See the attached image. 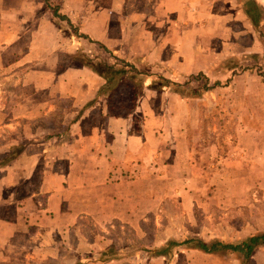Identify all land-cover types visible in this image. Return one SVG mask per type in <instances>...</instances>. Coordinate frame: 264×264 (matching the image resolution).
<instances>
[{"label":"rangeland","instance_id":"374dc122","mask_svg":"<svg viewBox=\"0 0 264 264\" xmlns=\"http://www.w3.org/2000/svg\"><path fill=\"white\" fill-rule=\"evenodd\" d=\"M117 1L69 0V7L66 0H0V147L6 139L25 141L26 156L36 153V171L38 167L41 172L50 170L53 158L58 160L53 169L64 170L62 162L80 155V134L75 136L71 128L84 111L90 110L94 128H100L104 114L131 115L150 90V105L157 113L167 108V94L186 101L187 106L182 103L175 117L186 120L185 128H198L189 137L191 171L185 174L183 190L161 189L157 193L167 195L155 198L153 205L139 198L129 221L87 216L68 221L72 226L63 228V222L54 221L49 212L20 216L11 229L10 264H239L237 256L208 255L185 246L174 247L163 256L153 251L169 241L238 243L264 232V83L257 71L264 75V65H256L252 58L263 57L264 23L257 29L246 18L248 0H149L154 10L159 6L173 9L175 3L182 13L181 24L187 23V36L199 31L201 21L194 20L197 10L217 16L206 36L212 34L213 45L228 55L204 71L185 73L190 68L148 64L143 55L129 58L126 53H113L126 61L138 59L140 71L146 73L126 71L118 79L116 71H125L122 65L99 45L76 38L65 21L53 18L48 7H57L79 32L96 40L118 35L122 24L128 35L131 22L107 18V12L104 17L107 6ZM254 1L264 14V0ZM121 4L127 16L132 0ZM175 14L162 17L154 30L166 33L173 29ZM209 41L210 37L205 41L207 47ZM228 58L236 59L234 69L219 64ZM88 60L96 68L113 66L108 84L86 66ZM205 79L209 86L215 82L218 86L204 90ZM101 87L103 92L84 106L74 103L77 96H91ZM133 117V126L138 128L140 119L137 114ZM164 118L162 127L169 124ZM5 124L10 125L9 133L1 130L7 128ZM33 142L35 146L29 145ZM37 154L41 165H37ZM248 264H264V248Z\"/></svg>","mask_w":264,"mask_h":264},{"label":"crops","instance_id":"0c3cea01","mask_svg":"<svg viewBox=\"0 0 264 264\" xmlns=\"http://www.w3.org/2000/svg\"><path fill=\"white\" fill-rule=\"evenodd\" d=\"M66 1L68 6L71 5L69 0ZM259 2L262 3L263 0ZM121 3L122 0H119L114 2V6L108 5L104 17L107 12V18L113 17L111 19L121 23L131 22L130 34L127 35L122 24L117 29L121 33L107 39L95 40L89 35L113 53H126L125 57L129 58L143 55L148 64L157 62L190 68L185 73L204 71L218 59L228 55L213 45L212 34L206 36L208 28L213 21H218V17L201 8L194 14V20L201 21L197 25L199 31L195 36H187V23L184 26L181 24L182 13L175 3L172 5L173 9L159 6L154 10V5L149 0H132V10L127 16L121 11ZM172 13H177L173 16L175 19H171L173 29L166 26L169 28L166 33L154 30L156 22ZM133 22H139V25L135 27ZM208 37L210 45L207 47L205 41ZM174 57L184 61L174 60ZM152 94L150 90L144 92L143 100L131 115L104 114L103 126L100 128H94L90 110L84 111L79 122L75 123V128H71L74 129L75 136L80 134V155L62 162L64 170L53 169V163L58 161L53 158L50 160L53 161L50 170L45 168L41 172L38 167L36 171V153L31 157L26 156L25 141H1L0 264L11 263L10 253L7 252L12 241L11 229L16 227L20 216L27 218L32 211L49 212V217L54 218V221L63 222V228L72 226L68 221L87 216L104 221H129L131 212L139 204V198L145 202L150 201L153 205L155 198L167 195L157 193L159 190H183V182L187 180L185 174L191 171L189 165L193 154L189 137L198 128H185L186 120L181 122L175 117V114L179 116L182 103L187 106L185 100L175 94H167V108L163 113H157L150 105L149 97ZM96 95L97 91L91 96H77L74 103L84 106ZM135 114L140 119L138 128L133 126ZM163 118L169 122L164 127L161 126ZM173 120L177 126H172ZM9 126L5 124L4 127L7 128L1 130L9 133ZM29 145L35 146V142ZM11 147L13 154L9 153ZM37 156V165H41V157ZM32 161L33 165L30 166ZM43 194L45 197L42 206Z\"/></svg>","mask_w":264,"mask_h":264},{"label":"trees","instance_id":"16d2710c","mask_svg":"<svg viewBox=\"0 0 264 264\" xmlns=\"http://www.w3.org/2000/svg\"><path fill=\"white\" fill-rule=\"evenodd\" d=\"M45 3L47 0H43ZM51 14L53 16V18L59 19L61 21H65L66 25L69 27L70 31L73 33V35L78 38V39H83L86 40L89 43H94L99 45V47L101 49H103L106 53H108L109 55L113 56V52L105 47L104 45H102L99 42H96L95 40H93V38H91V36H89L88 34H84L82 32H79L78 27L66 16L61 15L59 13V9L57 7H50L48 6ZM244 14L247 16V18L249 19L250 23L252 24L253 27L259 29L261 28L262 24L264 23V14H262V12L259 11V7L256 4V2L254 0H248V2L246 3V7H245V11ZM114 60H117L121 65L122 68L125 71H116V76H118L120 79L123 75H125L127 72L126 71H130L133 72L135 75H146V73L141 72L139 67L140 65L137 64L136 61H138V59H133L131 61H126L125 59L119 58V57H114ZM253 61L256 65H260V67H262V65H264V54L262 59L259 57H252ZM237 64V61L235 58H228L225 59L223 61H220L219 64H223V68L228 70L230 67H232V69H234V64ZM86 66L89 67L91 70L95 71V73L98 74V76H100L101 78H103L105 80V82L108 84L109 80H110V70L113 68V66H105V64H101L100 66L105 67V70H98V68H96L93 64L90 63V61L88 60L86 62ZM252 67H247L244 69L250 70ZM127 69V70H126ZM240 68H238L239 70ZM225 70V71H226ZM240 70H243L240 69ZM258 71V76L260 77L262 83H264V75L263 72H261L259 70V68H257ZM201 75V74H200ZM149 78L152 77L151 75H148ZM201 77V76H199ZM157 79H161L162 81L166 82L167 84H171L174 85V82H170L164 78L161 77H156ZM191 78L195 79L193 76H191ZM206 83L203 85L204 90H209L208 87H213V86H218V82H215V84L213 86H209L207 84V80L205 79ZM208 88V89H207ZM103 92V88H99L98 93ZM179 246H185V247H190L192 249L198 250L200 252H203L204 254H217V253H223V254H229V255H234L238 257V261L239 264H248L250 258L252 257V255L260 248H264V232L262 233H258V234H253L250 235L248 238H246L243 241H240L238 243H226L223 241H219V242H204L201 239H187V240H182V241H169L166 246L161 247L156 249L155 251H153V254L157 255V256H163L166 255L169 251H171L174 247H179Z\"/></svg>","mask_w":264,"mask_h":264}]
</instances>
